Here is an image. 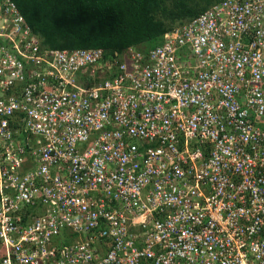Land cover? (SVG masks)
Listing matches in <instances>:
<instances>
[{"label": "built area", "instance_id": "obj_1", "mask_svg": "<svg viewBox=\"0 0 264 264\" xmlns=\"http://www.w3.org/2000/svg\"><path fill=\"white\" fill-rule=\"evenodd\" d=\"M0 264H264V0L109 57L0 0Z\"/></svg>", "mask_w": 264, "mask_h": 264}, {"label": "trees", "instance_id": "obj_2", "mask_svg": "<svg viewBox=\"0 0 264 264\" xmlns=\"http://www.w3.org/2000/svg\"><path fill=\"white\" fill-rule=\"evenodd\" d=\"M48 49L102 48L107 57L143 51L221 0H13Z\"/></svg>", "mask_w": 264, "mask_h": 264}]
</instances>
